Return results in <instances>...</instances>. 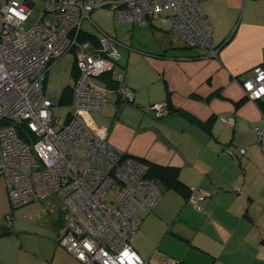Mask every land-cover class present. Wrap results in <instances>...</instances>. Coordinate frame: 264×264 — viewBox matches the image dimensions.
<instances>
[{"label": "built area", "instance_id": "built-area-1", "mask_svg": "<svg viewBox=\"0 0 264 264\" xmlns=\"http://www.w3.org/2000/svg\"><path fill=\"white\" fill-rule=\"evenodd\" d=\"M42 1L43 16L50 18L25 26L34 2L0 0V176L11 205L64 190L59 246L82 264H148L133 246L140 224L133 199L151 210L161 197L160 189L139 162L112 146L84 116L102 110L109 91L133 103L134 92L124 84V68L118 62L123 44L109 36L84 38L82 22L101 6L133 25L159 18L172 38L216 57L209 22L198 0ZM68 53L74 55L76 76L68 110L58 115L52 107L60 104L59 97L47 95L45 84L49 68ZM107 73L116 88L103 82ZM239 85L249 100L263 99L264 67L255 66ZM152 106L156 115L167 108L164 102ZM221 120L227 126L234 122L232 116ZM261 121L254 131L263 142L264 113ZM225 148L231 155L239 152L230 145ZM203 200L192 186L188 201L200 209ZM6 225H12L9 216Z\"/></svg>", "mask_w": 264, "mask_h": 264}, {"label": "crops", "instance_id": "crops-1", "mask_svg": "<svg viewBox=\"0 0 264 264\" xmlns=\"http://www.w3.org/2000/svg\"><path fill=\"white\" fill-rule=\"evenodd\" d=\"M203 11L212 31V46L218 50L216 57L204 55L199 49L172 38L167 28L164 31L168 44L146 57L149 67L164 88L161 101L169 105L163 117H153L147 110L141 119L136 133L141 141L147 139L148 142L144 140L130 144V140H127V143L118 146L109 142L107 132L94 129L105 135L106 140L123 153L178 166L181 179L204 195L200 209H196L177 192L164 188L167 191L165 198L161 194V199L151 210L144 208L142 213L137 211L141 217L137 230L139 241L135 244L134 236L133 246L148 264L150 258L160 253L161 257L170 254L161 249V239L166 235L179 240L183 237L186 241L193 237L197 252L199 250L208 256L204 264H239L232 257L236 240L231 232L236 231L234 225L233 229L231 227L233 221L237 220L236 210L245 198L230 196L240 180L237 171L240 166L251 170L248 175V184L251 185L243 187L249 193L247 197L262 208L255 222L244 221L257 227L250 237L254 242L255 238L258 239L261 249L253 252L250 245V254L254 259L260 255L257 261L264 264V195L255 192L256 188H260L258 191L264 190V141L260 142L254 131L262 122L264 98L255 102L249 100L239 85V81L251 76L255 66L264 67V0H225L221 7L216 6L215 0H206ZM152 21L148 24L153 25ZM86 34L83 32L84 37ZM88 39L95 41L97 38L89 34ZM124 64L120 65L124 68ZM75 76L73 61L72 82ZM124 84L133 90L135 97L132 82L126 78ZM112 94L113 98L107 97V102L110 98L109 103L122 102L117 93ZM106 107L107 104L100 111H90L89 115L92 112L101 113ZM230 116L234 122L232 126H227L221 117ZM229 145L239 149V152L229 154L225 148ZM57 214L58 219L52 223L57 231L56 242L64 226L60 209ZM144 214H149L145 220L142 218ZM13 227L12 221L9 227L11 232L14 233V229L18 231ZM192 231H196L193 236ZM236 237L246 242L242 237ZM140 238H145L149 245H155L156 239L157 244L155 248H148ZM192 247L189 245V249ZM63 250L58 253L65 258V264H82ZM178 264H198V260L186 261L185 258Z\"/></svg>", "mask_w": 264, "mask_h": 264}, {"label": "rangeland", "instance_id": "rangeland-1", "mask_svg": "<svg viewBox=\"0 0 264 264\" xmlns=\"http://www.w3.org/2000/svg\"><path fill=\"white\" fill-rule=\"evenodd\" d=\"M34 2L33 8L25 21V26H30L43 19L50 18V15L43 16L42 0H30ZM205 1L199 0V4L205 9ZM216 6H223L225 0H215ZM152 24L133 25L131 23L121 21L118 13L108 6H101L94 9L89 17L82 22V30L87 34H92L96 38L102 39L106 36L119 40L123 46L120 50V64H124V74L127 80L132 82V87L135 90L134 104L127 102L116 103L107 102V107L103 112H92L91 115L85 114V119L91 128L107 132L108 140L120 146L123 143L133 144L141 143L140 136L136 133L137 128L141 124V119L148 110L151 116L156 115L152 109V104L162 102L164 96V88L162 83L158 81L157 76L149 67L146 57L156 52L164 45L168 44V36L164 29L168 25L163 23L159 18H153ZM74 55L68 53L56 61L48 70L45 84V93L54 97H59L63 88L67 84L72 83L71 68L73 66ZM113 92L109 91L108 98H113ZM151 102H155L152 103ZM144 104V105H143ZM69 104H58L52 107L55 114L65 115ZM143 108H146L145 111ZM166 113V111H165ZM141 135V134H139ZM142 137V136H141ZM145 142H148L147 139ZM116 148V147H115ZM118 149V148H117ZM120 150V149H119ZM229 155V154H227ZM247 170L245 166L237 168L240 180L234 193L230 197L245 198L239 209L236 210V218L232 223L235 233L231 232L236 240L233 249V255L239 264H261L256 259L251 258L250 245L255 249H261V243L255 238V242L251 240L250 234L257 229L256 225L249 224L251 221L260 216L262 208L247 197L249 195L243 187L251 185L249 182L250 168ZM255 171V168L254 170ZM253 179V177H252ZM251 181V177H250ZM242 183L243 184L242 186ZM164 198L167 194L165 187L162 184L156 183ZM254 187V186H252ZM256 188V187H255ZM257 193L264 195V190ZM262 189V188H261ZM170 193H173L169 191ZM67 192L61 190L56 194H52L38 201H31L18 207H13L10 202L9 195L4 187L3 179L0 176V225L6 224L5 217L11 215L14 227L18 231L12 232L5 236H0V264H65V258L58 251L63 250L56 242L57 231L52 225L58 219V211L65 200ZM225 195L224 197H226ZM161 199V198H160ZM239 200V199H238ZM139 213L143 212L144 207L136 199H133ZM149 215V214H148ZM148 215H142L144 220ZM139 216V215H138ZM140 217V216H139ZM141 218V217H140ZM247 219L249 223L244 221ZM143 220V219H142ZM139 227V226H138ZM179 227V225H177ZM138 230V229H137ZM189 232L187 226L186 229ZM137 232V231H136ZM187 232V233H188ZM196 231H192V236ZM236 235L242 237L246 242L237 239ZM184 236V235H183ZM187 238V237H186ZM146 243V239L140 240ZM189 239V238H188ZM193 237L186 241L182 237L181 240L167 235L161 239V249L170 252L169 255L161 257V253L154 258L149 259V264H164L166 261L173 260L181 261L186 258V261L198 260V264H204L208 256L201 254V251L194 248L196 243L192 241ZM139 241V233L135 234L134 243ZM155 245L157 240L155 239ZM155 245H149L148 248H155ZM189 245L193 247L189 249ZM197 248V247H196ZM58 249V250H57ZM65 250V249H64ZM63 250V251H64ZM66 251V250H65ZM157 251V250H156ZM152 252V251H150ZM155 253L154 251L152 252ZM173 253L174 255H172ZM227 254V253H226ZM149 256V255H148ZM254 256V255H253ZM185 257V258H184ZM261 258V257H260Z\"/></svg>", "mask_w": 264, "mask_h": 264}, {"label": "trees", "instance_id": "trees-1", "mask_svg": "<svg viewBox=\"0 0 264 264\" xmlns=\"http://www.w3.org/2000/svg\"><path fill=\"white\" fill-rule=\"evenodd\" d=\"M88 38L89 34L85 35ZM103 81L106 82V85L109 88H116L117 83L115 82L114 78L111 76L110 73L104 74L103 76ZM71 99V85H66L62 92L61 95L59 96V103L62 104H68ZM166 104V113L169 110V105L166 101H163ZM134 103V102H133ZM131 103V104H133ZM153 105V104H152ZM165 112L162 113L161 115H156V118H161L165 114ZM125 156L131 157L135 159L137 162H139L145 170V176L151 180H153L156 183L162 184L165 188L171 189L178 194H180L182 197H184L186 200H188L190 194H191V187L188 185L186 182H184L181 177H180V168L176 165H171V164H160L155 161H152L150 159H147L142 156L138 155H133V154H128L124 153ZM11 217V215H8ZM5 217L6 218L8 217ZM12 233L10 228L6 224H1L0 225V236L2 235H7Z\"/></svg>", "mask_w": 264, "mask_h": 264}, {"label": "clouds", "instance_id": "clouds-1", "mask_svg": "<svg viewBox=\"0 0 264 264\" xmlns=\"http://www.w3.org/2000/svg\"><path fill=\"white\" fill-rule=\"evenodd\" d=\"M21 19H24V17H21Z\"/></svg>", "mask_w": 264, "mask_h": 264}]
</instances>
